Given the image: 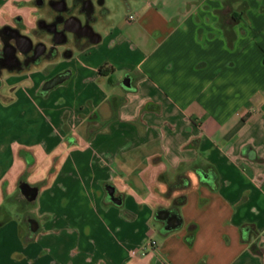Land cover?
I'll return each mask as SVG.
<instances>
[{
    "label": "crops",
    "instance_id": "crops-1",
    "mask_svg": "<svg viewBox=\"0 0 264 264\" xmlns=\"http://www.w3.org/2000/svg\"><path fill=\"white\" fill-rule=\"evenodd\" d=\"M125 9L102 0L99 43L0 73V264H264V0Z\"/></svg>",
    "mask_w": 264,
    "mask_h": 264
},
{
    "label": "flooded vegetation",
    "instance_id": "flooded-vegetation-1",
    "mask_svg": "<svg viewBox=\"0 0 264 264\" xmlns=\"http://www.w3.org/2000/svg\"><path fill=\"white\" fill-rule=\"evenodd\" d=\"M40 1V3H39ZM62 0H48V5L52 9L53 14L46 21L44 17L40 18L36 22V29L29 31L30 34L26 33L24 28L18 22V19L12 20V25H5L0 29V73L3 69L7 70H20L26 68L32 64L40 63L43 59H54L58 54V50L61 46L65 47L63 53L65 55L70 54L71 44L78 45L80 38L79 34L65 31L66 20L70 17H75L81 20L82 24H92L94 21V0H73L71 6H68L66 2V8L63 11H57L53 8V4ZM79 1V3H75ZM36 6H44L43 0H35ZM102 0H97V4H101ZM79 4L78 12L72 13L73 9ZM68 14V15H67ZM56 25L57 30L63 31L66 36L65 42L56 44L54 37L50 33V26ZM27 35L32 43L27 51H24L27 44L24 39L20 38L17 34ZM40 32H47L50 37V42L45 44L40 38ZM71 40V42H70ZM41 43L46 45V49L43 54L36 56L41 48ZM15 64L9 66V64Z\"/></svg>",
    "mask_w": 264,
    "mask_h": 264
},
{
    "label": "rangeland",
    "instance_id": "rangeland-1",
    "mask_svg": "<svg viewBox=\"0 0 264 264\" xmlns=\"http://www.w3.org/2000/svg\"><path fill=\"white\" fill-rule=\"evenodd\" d=\"M35 0H0V29L5 26V25H12V20H10L11 17L14 16H19L22 20H24V25L26 27L30 28L32 27V21L35 19H40L44 17L46 21H49V18L53 14L52 9L48 5V0H43L44 1V6H36ZM68 6H71L73 3V0H66ZM109 3L110 8L112 9L113 12H116L118 16L124 19L126 15V9H125V3L128 0H107ZM75 3H79V1H76ZM94 5H97V0H94ZM79 4L73 9L72 13H77ZM68 15V14H67ZM36 29L37 27L34 26ZM92 28L98 29V26L92 25ZM30 34V32H26ZM47 32H40V38L43 40L45 44L50 42V37ZM71 42V40H70ZM65 47L61 46L60 50H64ZM8 77V73L5 72L3 75L0 77V87L4 84H6V78ZM5 93L4 96L8 97V91L3 88L2 89ZM0 104L2 106L7 105V102L4 101L3 98H0ZM160 224L158 222H154V227L158 230ZM182 230V225H180L178 228L174 229L172 234L175 236L180 233ZM166 264H172L171 262H166Z\"/></svg>",
    "mask_w": 264,
    "mask_h": 264
},
{
    "label": "water",
    "instance_id": "water-1",
    "mask_svg": "<svg viewBox=\"0 0 264 264\" xmlns=\"http://www.w3.org/2000/svg\"><path fill=\"white\" fill-rule=\"evenodd\" d=\"M39 3H40V1H39ZM53 8L57 11H63L66 8V2L64 0L58 1V2L53 4ZM65 22H66L65 31L76 33L82 37H86L93 44H97L100 42V40H101L100 34L95 32L90 24L83 25L81 20H79L78 18H75V17H70ZM49 28H50V33L53 35V37H54L53 39H54V42L56 44H61V43L65 42L66 36H65V33L63 31L57 30L56 25H51ZM17 34L19 35L20 38L24 39V41L26 42L27 46L24 49V51H27L29 49V47L31 46V43H32L31 39L27 35H23V34H20L18 32H17ZM40 46H41V48L36 55L37 57L40 56L41 54H43L45 49H46V45L44 43H41ZM14 65H15L14 63L9 64V66H14ZM66 77H67L66 72L57 74L56 76H54L53 78H51L50 80H48L44 84V88L45 89L51 88V87L57 85L58 83H61L62 81H64V79H66ZM115 202L119 203L120 200L117 199V200H115ZM157 217H158V219H160L164 222V227L167 230H174L181 225L180 216L177 214H171L168 210L159 211L157 214Z\"/></svg>",
    "mask_w": 264,
    "mask_h": 264
},
{
    "label": "trees",
    "instance_id": "trees-1",
    "mask_svg": "<svg viewBox=\"0 0 264 264\" xmlns=\"http://www.w3.org/2000/svg\"><path fill=\"white\" fill-rule=\"evenodd\" d=\"M188 186H189V179H188V177H186V176H179L177 178V180L173 184L170 185V190H172V189H185ZM185 201H186L185 195H181V196L176 197L174 199V201H173L174 208L177 209V207L183 205L185 203ZM247 227L252 228V226H247V225L242 226L240 228L241 238L244 241H246V240H245V237H243V232L245 231V228H247ZM194 230H195V225H193V224L190 225L189 226V232H188V234L185 237V241H186V243L188 245H191L192 242H193V238H194V234L193 233H194ZM252 248L258 254H260L262 252L261 248L258 247V245H257L256 242L252 245Z\"/></svg>",
    "mask_w": 264,
    "mask_h": 264
},
{
    "label": "built area",
    "instance_id": "built-area-1",
    "mask_svg": "<svg viewBox=\"0 0 264 264\" xmlns=\"http://www.w3.org/2000/svg\"><path fill=\"white\" fill-rule=\"evenodd\" d=\"M128 18H129L130 20H132V19L134 18V16H133V15H129ZM148 235H149V237H151L152 234L149 233ZM147 243H148L147 246H150V247L156 246V241L153 240L152 238H149ZM138 252H139V250H137V249H133V250L131 251V253H132L133 255H136ZM144 253H145V250L143 249V250H142V254H144Z\"/></svg>",
    "mask_w": 264,
    "mask_h": 264
}]
</instances>
